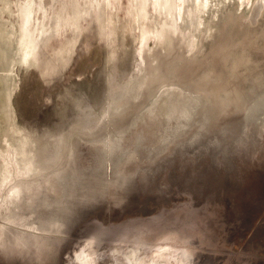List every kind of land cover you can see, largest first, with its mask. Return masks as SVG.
I'll use <instances>...</instances> for the list:
<instances>
[{"label": "rangeland", "instance_id": "1", "mask_svg": "<svg viewBox=\"0 0 264 264\" xmlns=\"http://www.w3.org/2000/svg\"><path fill=\"white\" fill-rule=\"evenodd\" d=\"M16 1L24 0H13L15 12L6 17L18 25ZM37 1L33 18L42 20ZM41 1L50 27L36 39L35 62L15 64L11 95L19 126L38 138L39 170L53 171L51 182L36 171L46 187L54 185L45 190L52 197L33 199L51 202L60 193L63 201L75 190L73 169L85 178L83 193L97 197L71 209L64 228L43 244L47 255H34L44 249L33 241L20 249L0 245V264L38 255L35 264H77L71 253L82 244L94 256L132 244L148 257L168 244L184 249L187 264H264V108H254L264 95V0H255L254 14L232 2L217 17L209 13L202 28H184L176 11L166 35L157 0L141 7L140 22L131 16L136 0ZM171 83L196 90L190 103L200 100L172 139L178 113H166ZM59 174L68 179L65 191L55 182ZM39 201L23 211L41 209ZM7 202L3 212L15 198ZM100 260L94 264L113 263L107 254Z\"/></svg>", "mask_w": 264, "mask_h": 264}, {"label": "bare ground", "instance_id": "2", "mask_svg": "<svg viewBox=\"0 0 264 264\" xmlns=\"http://www.w3.org/2000/svg\"><path fill=\"white\" fill-rule=\"evenodd\" d=\"M136 1L137 2L135 4V9H133V11L131 12V16L137 22V20H139L140 17L143 16L140 11L141 7L143 9V7L146 6L147 2L149 5V1L148 0H136ZM12 2L13 0H0V121L1 122L4 121L6 123L5 127L0 129V141L5 142V144L3 143L4 145L0 143V245H3L5 248L6 247L14 248L16 245H18V249H20L19 247L20 244L21 245L27 244L26 242H29V245H30L31 244L30 242L33 241L36 244L35 245L32 242L34 244L33 246L34 249L41 248L40 249L41 251H43L42 249H44L43 253L37 252L36 250L35 252L31 250L33 254L35 255L39 253V254L47 255L48 249H46L47 247L45 248V245L43 244H46L48 240H50L51 237L53 236V233L55 234V232L59 231L60 228L64 226L62 225L63 222L61 221L66 218L67 214L70 213L72 208H76L77 206L79 207V205L81 206L83 202H86L84 200H90L92 194H94L95 196L96 194L93 193L92 191H87V193L86 192L83 193V188H84L83 185H86V184H83L85 181V178L84 176H82L83 174L79 175L78 173H76V170L73 169L74 174L71 176H73L72 180H76L75 181L76 183L75 182H72V183L73 184L75 183L76 186H75V190L72 193H69V192L66 193L63 201H59L60 197L58 198V195L60 193L59 194L56 193V195L53 196L55 197V199L52 198L51 202H45L44 199H43V202L42 200L40 201L38 200L39 204L37 207L39 208L40 207L39 205H42L40 204V202H42L44 203L46 209L44 208L42 209V207L44 206L43 205L41 209H34L35 211L38 210L36 212H34V210L33 211L30 210V213L32 212L31 214L26 213V211L29 210V209L26 210L27 208L26 209L24 208L26 204H27V207L29 206L30 208L31 207L30 204L32 205V203H34V205H36V203H38L37 200L33 199L34 197L42 196V198H44L46 196L47 198V193L45 190L46 189L51 190L52 187L54 186L52 184L53 186H51V188H49V186L46 187L47 182H44L41 180V179H45L44 178L45 175H46V178L48 175L53 176L52 174L53 171L49 170L51 173L48 174L49 171L47 170L48 171L47 172L45 170V169H50L53 164L51 163L52 165H49L51 167L48 166L49 168L48 167L45 168L47 165L45 163V166H44L45 169H43L47 172V173L43 172V173H46L45 175L42 173L41 170H39L41 167H43L44 164H41L39 162L38 157L36 158V152H38V150L40 149H36V152H35V146L37 147V145H34V143H36V140L38 138L36 139L34 137V139H36L34 141V139H32L31 137L32 134L30 135L28 132H25L19 126L17 117L15 113L13 112L11 95L16 85H18L16 82V76H15L16 72L14 71L15 69L14 66L18 62H24L26 64L28 63L29 65L30 64L32 65L35 62V59L32 58V55L34 52V46L36 45V39L39 38V35L40 34L42 35L48 29V27H50L49 26L50 22L48 25L49 14L46 13L47 8L44 2H42L41 0L37 1L36 9L42 10V13L44 14L43 19L38 20L37 19L38 17H35L36 19L33 18V13L35 11L34 0H24L23 2L16 1V5L18 6L17 16H18L19 24L18 25L15 24L12 20L6 17V13L9 15H12L15 12V10L13 9ZM232 2L236 3L235 6L237 4L239 6H242L244 10L249 9L250 10L249 12L251 14L255 13L254 11L256 10L255 0H159V1L157 0L155 15L159 19L158 23L160 22L159 32L164 35L168 34L169 28L172 23V21L170 20V16H172L176 11H178V14L180 13L181 14L180 16L182 17V19L185 20L184 25H183L184 28L191 29L192 25H195L198 28H202V26L206 22L205 17L207 15L209 16V18L211 17L209 13L217 17L219 10L225 9L227 5H231ZM96 3H97V0H96ZM154 8H153V11L155 10ZM72 18L74 19V17ZM119 19H122V18L120 17ZM71 20L68 19L70 23H71ZM178 20L179 19H177V21ZM217 27H218V22H213L211 24V27L208 28L209 31L208 29L205 30L206 32L207 31L209 32L208 38L212 36L213 30H217ZM147 31L148 30H146V32ZM153 33H156V32H153ZM184 36H186V34ZM36 61H38V59ZM181 85L180 83L179 84L171 83L167 85L166 90L168 91L164 90L170 93L169 98L166 102L167 103L166 113L169 115H172V114L175 115L176 112L178 113L176 114L178 117L177 124L176 126L174 125V127L172 128L173 129L172 134L171 133L169 134L171 139L173 138V136L181 133L185 129V127L189 125L190 121L194 119L193 114L196 113V111L194 112V110H196V107H198V104L200 103L199 98H196V102H194L193 104L190 103L189 101L192 98H195L193 97V94L196 90L193 91V93H190L184 88L188 86L183 85L184 86L183 87ZM139 91L140 90H138V92ZM263 96L257 99L255 103V107L253 106L255 109L264 108V97ZM156 100H157V97L156 99L152 101V103L148 105L150 111L153 110ZM169 140L170 139L166 138V142H168ZM8 145L12 146L14 150L13 149L11 150L10 148H8L10 147ZM109 149L113 150L114 145L110 146ZM111 150L109 151L111 152ZM38 154H40V152ZM42 159L43 158H41V160ZM44 159H45V156H44ZM46 159L48 162L50 161V159L49 160L48 158ZM15 163L17 164V166L15 165ZM53 163H55V161ZM37 170L40 171L44 175L43 178L38 177L39 174L36 175ZM20 173H21V177H17V175L18 174L20 175ZM47 179L48 180L46 179L45 180L48 182H51L49 180V177ZM55 180H56L55 182H57L62 187L61 190L64 189L63 191H65L66 186L63 185V181L64 180L68 181V179H64V177L62 175L60 176L59 174V176H57ZM89 183H88V186H89ZM48 184H51V183H48ZM91 186H93V184ZM91 186L88 187L89 190L92 188ZM17 188H20L21 191L15 195L14 191ZM40 193L42 194L40 195ZM51 197H52L51 195L48 196V198H51ZM13 198H15V202H12L13 207H11V209L8 212H3L2 210L4 209L2 208L4 207V203L6 202V204H8L7 200L13 199ZM42 198H38V199H42ZM33 201H37V202L35 203ZM8 207H10L9 204H8ZM32 207H35V206H32ZM23 209L26 211H23ZM58 235H61V234H58ZM53 241H54V238H53ZM48 244L49 242L46 245ZM50 244L52 245L51 241H50ZM25 246L27 248V245H23V247ZM36 246L37 248H35ZM48 248L50 249V247ZM14 251H15L14 255L17 258L16 254L18 250L16 249ZM108 251H111V252L109 253ZM183 251H184L183 248L180 251L179 247L170 246L168 244H163L161 245V247L153 248L149 256L146 257L145 255H143V253L139 252L138 249L132 244L126 247L122 246V244H115L111 246L109 249L107 248V250L102 249V252L100 251L97 255L94 256L90 252L87 251L86 245L82 244L80 247H77L74 249V251L71 253V256L73 257V259L76 260L75 262H77V264H94V261H96V259H98V262L101 263L100 259L106 254L109 257L112 256L113 263H104V264H114V262L115 264H157L159 260L161 261L163 260L164 262L166 261L167 264H187L189 261L187 260L185 252ZM22 252L24 253L23 250ZM28 252L30 251L28 250ZM44 252H46L47 254H45ZM6 253H8V251H6ZM27 254L26 256H28ZM38 256L41 257L40 255ZM38 256L36 257L33 256L32 258L31 257H28V258L21 257L23 259L18 260L19 259L18 258L17 261L14 260V262L16 261L17 264H35V260H33V258H38ZM13 258L16 259L14 256ZM8 259L10 260V258ZM71 264H74V263H71Z\"/></svg>", "mask_w": 264, "mask_h": 264}]
</instances>
